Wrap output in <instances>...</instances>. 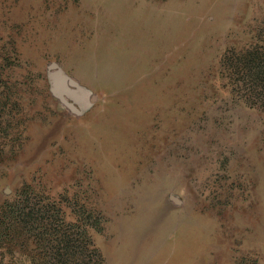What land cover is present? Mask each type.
Segmentation results:
<instances>
[{"label": "rangeland", "instance_id": "374dc122", "mask_svg": "<svg viewBox=\"0 0 264 264\" xmlns=\"http://www.w3.org/2000/svg\"><path fill=\"white\" fill-rule=\"evenodd\" d=\"M261 48L264 0H0V264H264Z\"/></svg>", "mask_w": 264, "mask_h": 264}, {"label": "trees", "instance_id": "16d2710c", "mask_svg": "<svg viewBox=\"0 0 264 264\" xmlns=\"http://www.w3.org/2000/svg\"><path fill=\"white\" fill-rule=\"evenodd\" d=\"M255 51L247 50L240 59L245 70L251 73L249 76L253 78L252 80L261 85L262 81L264 82V78H261L264 75V48Z\"/></svg>", "mask_w": 264, "mask_h": 264}, {"label": "water", "instance_id": "95a60500", "mask_svg": "<svg viewBox=\"0 0 264 264\" xmlns=\"http://www.w3.org/2000/svg\"><path fill=\"white\" fill-rule=\"evenodd\" d=\"M69 107L74 110V111H77L72 105H69Z\"/></svg>", "mask_w": 264, "mask_h": 264}]
</instances>
